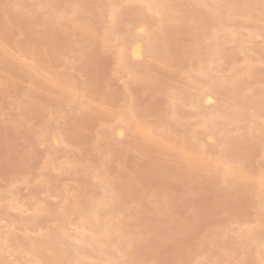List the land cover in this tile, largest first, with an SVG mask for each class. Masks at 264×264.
Listing matches in <instances>:
<instances>
[{"label": "rangeland", "instance_id": "obj_1", "mask_svg": "<svg viewBox=\"0 0 264 264\" xmlns=\"http://www.w3.org/2000/svg\"><path fill=\"white\" fill-rule=\"evenodd\" d=\"M263 43L261 0H0V264H264Z\"/></svg>", "mask_w": 264, "mask_h": 264}, {"label": "bare ground", "instance_id": "obj_2", "mask_svg": "<svg viewBox=\"0 0 264 264\" xmlns=\"http://www.w3.org/2000/svg\"><path fill=\"white\" fill-rule=\"evenodd\" d=\"M149 3V2H148ZM152 4V3H151ZM148 7H150V6H148ZM147 7V8H148ZM153 8H155V7H153ZM47 10V9H46ZM146 10V9H145ZM155 12H159V11H155ZM218 13V12H217ZM165 14V13H164ZM169 16V15H168ZM58 17V16H57ZM175 18V17H174ZM178 19V18H177ZM146 23V22H145ZM175 26V25H174ZM141 27L143 28L144 27V25H141ZM139 28V27H138ZM140 29V28H139ZM138 31V30H137ZM145 31V30H144ZM158 34V33H157ZM211 35V34H210ZM213 36V35H212ZM150 37V36H149ZM147 38V37H146ZM152 38V37H151ZM193 38V37H192ZM215 44V43H214ZM264 44V43H263ZM164 45V44H163ZM222 46V45H221ZM123 49V48H122ZM124 52H123V54H124V56L125 57H127L128 59L130 58L131 59V57H139L140 56V51H141V43L139 42V41H137V42H133V43H131V44H129L128 46H126L124 49ZM191 51V50H190ZM131 56V57H130ZM150 60V59H149ZM152 65V64H151ZM248 69V68H247ZM187 74V73H186ZM148 76V75H147ZM187 78V77H186ZM188 78H190V77H188ZM239 79V78H238ZM229 80V79H228ZM183 81V80H182ZM212 83V82H211ZM215 85V84H214ZM238 86V85H237ZM202 87H204V86H202ZM201 91V90H200ZM203 91V90H202ZM208 91V90H207ZM181 93V92H180ZM190 101H191V103H190V105L192 104L193 105V108H194V106L195 107H202L203 105V103H206V102H210L211 100H212V98H211V96L208 94V93H198V94H196V95H192V97H190V99H189ZM236 103V102H235ZM202 105V106H201ZM237 106V105H236ZM196 109V108H195ZM214 109V108H213ZM198 110V109H197ZM201 110V109H200ZM199 110V111H200ZM217 112V111H216ZM210 113V112H209ZM213 113V112H212ZM205 116V115H204ZM208 116H211V115H208ZM213 116V115H212ZM203 121V120H202ZM210 126V125H209ZM216 126H217V124H216ZM215 130V129H214ZM210 138V137H209ZM213 137H211V139H212ZM34 156V155H33ZM48 162V161H47ZM226 170V169H225ZM229 171H231V170H229ZM233 171H234V169H233ZM226 174V173H225ZM230 174V173H229ZM226 176V175H225ZM240 177V176H239ZM244 179V178H243ZM247 180V179H246ZM17 204V203H16ZM13 207V206H12ZM98 208H100V207H98ZM106 208V207H105ZM44 209V208H43ZM47 209V208H46ZM40 210H42V209H40ZM40 210H39V212H40ZM99 210V209H98ZM37 212V211H36ZM36 212H35V214H36ZM62 212V211H61ZM38 213V212H37ZM44 213V212H43ZM97 215V214H96ZM47 216V215H46ZM104 216V215H103ZM90 220V219H89ZM101 225V224H100ZM83 226V225H82ZM82 226H80V227H82ZM89 227H91V228H96V227H98V230H96L97 231V233L96 234H94V236H90V238H91V241H93V243H96V244H98V245H101L102 244V239H103V237L106 235V226L104 225V226H99V223H98V221H90L89 222ZM26 228V227H25ZM261 228V227H260ZM89 230V229H88ZM11 234H12V232H11ZM15 234V233H14ZM247 234V235H246ZM245 234V236H248L249 235V233H246ZM251 234V233H250ZM93 235V234H92ZM96 235V236H95ZM13 236V235H12ZM15 236V235H14ZM42 236V235H41ZM241 236V235H240ZM243 236V235H242ZM5 238V237H4ZM15 238V237H14ZM14 238H11V239H14ZM39 238V237H38ZM61 238V237H60ZM18 240H19V238H17ZM3 240V239H2ZM8 240V239H7ZM89 240V239H88ZM239 240V239H238ZM261 240V239H260ZM13 241H15V240H13ZM242 241H244V240H242ZM246 241V240H245ZM8 242H10V241H8ZM37 244H40L41 245V249H43L45 252H47V254L49 255V257L51 256L52 258H55L56 257V253H57V249L52 245V244H50L49 242H48V240L46 239V237H44V236H42V238L40 237V239H37L36 241H35ZM54 242V241H53ZM238 242V241H237ZM17 243H18V241H16V245H17ZM31 243H33L34 244V242H31ZM55 243V242H54ZM32 244V245H33ZM22 244L20 243V246H21ZM36 245V244H35ZM18 246H19V244H18ZM39 246V245H38ZM61 246V245H60ZM63 246V245H62ZM34 248V247H33ZM63 248V247H62ZM65 248V247H64ZM19 249H22V248H19ZM35 249V248H34ZM60 249V248H59ZM58 249V250H59ZM254 249V248H253ZM65 250V249H64ZM42 251V250H41ZM22 252H23V249H22ZM25 252V251H24ZM29 252V251H28ZM24 253L25 255L27 254V256H29L28 254H30V253ZM228 252V251H227ZM255 252V251H254ZM262 254V253H261ZM31 255V254H30ZM257 255V254H256ZM33 256V255H32ZM30 257V256H29ZM34 257V256H33ZM50 257V258H51ZM257 258V257H256ZM259 259V258H258ZM235 261V260H234ZM254 262V261H253ZM54 263V262H53ZM74 264H75V262H73ZM77 263V262H76ZM245 263V262H244ZM58 264V263H57ZM72 264V263H71ZM77 264H82V262L80 263V262H78ZM234 264V263H233ZM259 264V263H258Z\"/></svg>", "mask_w": 264, "mask_h": 264}, {"label": "snow or ice", "instance_id": "obj_3", "mask_svg": "<svg viewBox=\"0 0 264 264\" xmlns=\"http://www.w3.org/2000/svg\"><path fill=\"white\" fill-rule=\"evenodd\" d=\"M261 3H262V7H264V0H261Z\"/></svg>", "mask_w": 264, "mask_h": 264}]
</instances>
